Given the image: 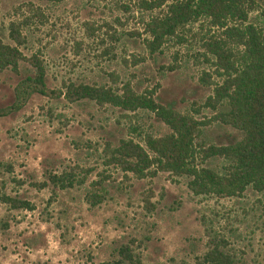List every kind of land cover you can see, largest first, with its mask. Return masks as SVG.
<instances>
[{"label": "rangeland", "instance_id": "1", "mask_svg": "<svg viewBox=\"0 0 264 264\" xmlns=\"http://www.w3.org/2000/svg\"><path fill=\"white\" fill-rule=\"evenodd\" d=\"M136 2L0 0L1 40L12 43L7 25L19 18L25 37L17 69L0 68V191L33 207L0 201V264H114L122 245L137 264H204L201 256L213 243L234 264H264V191L247 185L238 195L195 194L186 174L157 170L139 178L124 172L108 162L107 147L129 137L144 145L143 135L159 136L169 127L146 108L63 96L68 82L127 84L205 121L195 151L242 136L211 120L226 104H205L220 78L203 41L218 31L199 19L149 52L140 19L151 11ZM251 5L245 23L264 30V0ZM32 54L42 62L45 92L23 86L19 95L24 77L34 73ZM194 161L216 171L223 165L216 156ZM61 171L73 178L72 186H39L48 172ZM89 191L101 200L90 205Z\"/></svg>", "mask_w": 264, "mask_h": 264}, {"label": "trees", "instance_id": "2", "mask_svg": "<svg viewBox=\"0 0 264 264\" xmlns=\"http://www.w3.org/2000/svg\"><path fill=\"white\" fill-rule=\"evenodd\" d=\"M58 1V0H53ZM253 0H137L136 7L151 11L141 18L145 45L154 52L168 36H176L177 31L187 23L199 19L206 20L213 28L207 40L203 41L205 51L211 55L215 75L219 81L213 83L212 93L205 104L210 107L224 103L226 110L216 111L211 120L229 124L242 132V136L227 144H207L197 147L195 135L198 126L205 121L178 112L154 100L148 93H135L129 85L113 88L106 84L68 82L64 85L63 96L67 100L88 98L97 104L109 103L125 109L136 107L152 111L168 127L169 131L159 135H143V144L132 138L120 139L117 145L108 148V162L124 172L136 177L153 176L157 170H168L173 174H186L190 178L187 186L195 194L215 193L217 195H238L247 185L256 191H264V30L247 21V12ZM37 14L36 8L34 9ZM156 10V11H154ZM154 11V12H152ZM33 12V13H34ZM21 19L10 20L7 36L12 43L0 38V68L17 69L22 57L19 46L25 42L21 32ZM235 46V51L230 47ZM34 68L17 88L28 91L45 92L42 62L32 54L28 58ZM4 110L0 108V115ZM196 156L200 160L216 156L222 158L219 171L210 167H197ZM200 162V161H199ZM47 183L65 188L73 185V178L66 172H48ZM102 195L89 191L86 199L90 205L101 200ZM0 201L11 208L32 209L25 199L7 195L0 191ZM119 258L114 264H137L138 258L127 245L117 248ZM204 264H234L232 257L217 243L201 256Z\"/></svg>", "mask_w": 264, "mask_h": 264}]
</instances>
